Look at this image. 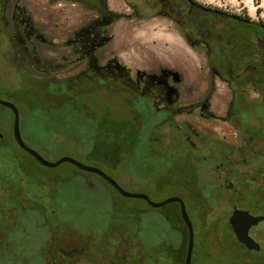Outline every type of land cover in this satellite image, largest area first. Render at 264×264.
Here are the masks:
<instances>
[{
  "label": "rangeland",
  "instance_id": "374dc122",
  "mask_svg": "<svg viewBox=\"0 0 264 264\" xmlns=\"http://www.w3.org/2000/svg\"><path fill=\"white\" fill-rule=\"evenodd\" d=\"M196 1L264 19V0ZM106 7L9 0L0 8V98L19 108L24 141L48 160L67 155L99 167L154 201L183 198L195 228L193 264H264V222L251 232L260 251L246 250L229 224L234 205L264 212V167L257 163L264 142L252 161L243 151L264 121V94L250 85L234 90L233 99V89L210 71L206 46L161 8L142 0H106ZM110 60L122 70L109 71ZM162 70L174 76L162 101L148 103L152 115L138 116L131 129L133 101L143 89L138 71L160 77ZM35 87L44 91L39 107L27 92ZM78 91L77 106L89 109L69 117L103 119L97 146L86 135L91 126L65 121L64 106ZM12 127L13 113L0 105V254L9 246L14 264H23L61 246L78 264H184L188 234L177 203L155 208L124 197L94 173L89 188L77 179L65 184L70 165L43 166L14 143ZM112 127L129 140H115ZM137 136L133 156L126 149Z\"/></svg>",
  "mask_w": 264,
  "mask_h": 264
},
{
  "label": "flooded vegetation",
  "instance_id": "af4514ba",
  "mask_svg": "<svg viewBox=\"0 0 264 264\" xmlns=\"http://www.w3.org/2000/svg\"><path fill=\"white\" fill-rule=\"evenodd\" d=\"M8 2L9 0H0V8H4ZM146 5L155 9L161 8L186 34L206 46L207 55L213 57L212 65H209L210 71L226 81L233 89V99H235L236 93L234 90L250 85L258 88L259 93H262L259 88L264 86V19L262 21L260 19L253 20L248 18L245 13H236L229 10L228 7H213L198 3L196 0H147ZM207 59L209 60V57ZM106 68L114 74L122 70L116 60H110ZM160 74V77H151L144 71H138V88H143L138 89L140 93L137 95L138 105L141 106V108L138 107L140 118H148L152 115L147 110V104L162 101L163 95L161 94L168 87L171 78L174 77L167 70H162ZM114 80L118 81L119 86L125 88H121L122 91L128 90L135 93L132 88L122 84L121 79L114 78ZM215 81L216 79H214ZM155 88L158 90L155 91ZM154 98L158 100H154ZM260 123L261 127L257 134L252 136L251 141L249 140L243 148V151L248 153L246 157H250L249 161H252L256 154L262 151L259 142H264V121ZM256 138L258 142L255 141ZM257 163L264 167V158ZM12 198L13 194L8 191L5 199L11 201ZM177 205L179 206L178 203ZM234 207L237 206L234 205ZM248 210L254 214L264 215V213H255L252 209ZM187 234L189 237L188 228ZM4 243L2 241L0 244ZM241 245L249 250L242 243ZM52 248L53 250H50L49 247H45L44 253L40 251L41 255L25 257L23 264H78L80 258L64 255L63 247L53 246ZM9 249L11 248L8 246V252L11 254ZM9 253L7 255L0 254V264H14L15 257L13 253L12 255ZM194 255L195 246L192 264ZM185 259L184 264H186Z\"/></svg>",
  "mask_w": 264,
  "mask_h": 264
},
{
  "label": "water",
  "instance_id": "95a60500",
  "mask_svg": "<svg viewBox=\"0 0 264 264\" xmlns=\"http://www.w3.org/2000/svg\"><path fill=\"white\" fill-rule=\"evenodd\" d=\"M0 105L8 108L13 113V136L17 145L29 153L34 159H36L39 163L46 167H57L63 163H71L78 167L79 169L94 173L101 176L105 179L108 183H110L121 195L124 197L130 198H138L145 200L150 206L155 208H160L165 205L171 203H178L180 206V213L183 218L184 223L188 228V248L186 253V264H192V254L194 249V227L193 223L190 219V216L187 211L186 203L183 198L180 196H171L162 201H154L152 200L147 194L145 193H133L125 190L119 182L102 170L99 167L85 164L71 156H62L54 161L46 159L43 155H41L37 150L30 147L23 139L21 133V118H20V111L17 105L9 100H4L0 98ZM0 136L2 133L0 131ZM262 221H264V215L261 214H254L250 212L248 209L234 207L231 215L229 217V224L232 227L233 232L237 240L242 243L247 249L253 251H259L261 249V244L256 241V239L251 235L250 231L253 227L258 226Z\"/></svg>",
  "mask_w": 264,
  "mask_h": 264
},
{
  "label": "trees",
  "instance_id": "16d2710c",
  "mask_svg": "<svg viewBox=\"0 0 264 264\" xmlns=\"http://www.w3.org/2000/svg\"><path fill=\"white\" fill-rule=\"evenodd\" d=\"M72 1H80V2H84L94 8H97L98 10L102 11V12H106L107 10V7H106V0H72ZM144 3L147 2V0H142ZM106 83V82H105ZM112 83V82H111ZM102 84V83H101ZM110 84V83H109ZM111 86H115L114 89L118 88L117 85H114V84H111ZM120 88H124L123 86H120ZM125 89V88H124ZM262 93L264 94V86L263 87H260L259 88ZM31 90V91H30ZM82 91V90H80ZM80 91H78L77 93H74L72 92L73 94L70 95V100L66 103V105L64 106L65 110H67V117L65 118L66 122L69 123L70 125H75V126H81L79 124H82L83 123H87V125L91 126V130H88V132L86 133V135L88 136L89 140H90V144L92 146L94 145H99L100 141H99V136H100V133H99V130L101 129H104L107 127L106 123L103 122V119L101 117H93V118H88L86 117L83 121L81 122H76L75 119H70L69 115L71 112H75L76 109L78 110V107L81 108V107H85V108H88V105H86L85 103H82L80 104V106H77L78 103H76V97L75 95L78 94ZM28 93H32L33 94V100H34V103L35 104H38L36 106L39 107V102H37V95L39 92H44L42 89H38V88H32V89H28L27 91ZM47 92H50V93H55L54 89H52L51 87L47 89ZM136 97V100L133 101L134 103V108L132 109V114L130 116L129 119H132L134 124L131 123L129 125V127L131 129H135V126L138 128V96L135 95ZM89 109V108H88ZM144 120L146 119H149V117H143ZM111 133H114V139L117 140L118 138V142L119 141H122L124 139L127 140L128 139V132H126L125 134L123 135H116L117 133L115 132L114 128L112 127V129L110 130ZM138 134V133H137ZM136 134V135H137ZM131 138V137H129ZM70 140H75V138H72ZM129 140V139H128ZM132 142H131V145L130 147H132V149H126V151H129L130 152V155L133 154V156H135L137 154V147H138V136L137 138L135 137L134 138V141H133V138H131ZM14 143L17 145V143L15 142V140L13 139ZM58 140L55 139V140H52L49 142V145H52V144H55V142H57ZM18 146V145H17ZM19 147V146H18ZM20 148V147H19ZM21 149V148H20ZM23 150V149H21ZM24 151V150H23ZM25 153H27L26 151H24ZM28 155H30L29 153H27ZM129 154V153H128ZM31 156V155H30ZM32 157V156H31ZM13 158L14 160H17V156H14L13 155ZM33 158V157H32ZM91 158H94V157H91ZM36 160V159H35ZM70 166H69V173L68 175L65 176V178L63 179L65 184L66 183H69L70 184V181L73 183L74 182V179H77V185H80L81 187H85V188H89L91 187V181H92V173H89V172H86V171H83L81 169H79L78 167H76L75 165L71 164V163H68ZM97 175V174H96ZM99 176V175H97ZM101 179H103L101 176H99ZM91 180V181H90ZM105 182H107L105 179H103ZM63 182V183H64ZM108 183V182H107ZM109 185H111L110 183H108ZM112 186V185H111ZM113 187V186H112ZM114 188V187H113ZM115 189V188H114ZM116 190V189H115ZM117 191V190H116ZM118 192V191H117ZM251 203H254V200L251 199L250 200ZM262 208H264V205L262 206ZM261 209V208H260ZM262 210V209H261ZM261 213H264L263 211H261Z\"/></svg>",
  "mask_w": 264,
  "mask_h": 264
}]
</instances>
